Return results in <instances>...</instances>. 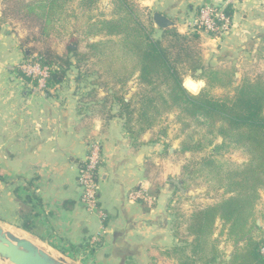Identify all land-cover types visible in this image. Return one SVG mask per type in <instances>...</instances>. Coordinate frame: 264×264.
<instances>
[{"label":"crops","instance_id":"0c3cea01","mask_svg":"<svg viewBox=\"0 0 264 264\" xmlns=\"http://www.w3.org/2000/svg\"><path fill=\"white\" fill-rule=\"evenodd\" d=\"M222 2L141 0L175 21V29L184 35L201 7ZM231 11L233 27L226 38L199 34L203 62L214 65L250 57L263 74L264 0H242ZM4 21L0 0V25ZM19 40L0 28V225L13 226L64 253L87 247L101 236L88 264H178L174 250L189 239L186 222L195 207V198L187 205L180 182L181 155L186 154L169 146L171 138L158 127L139 134L129 132L126 120L118 116L101 118L96 93L82 103L81 92L93 86L80 84L78 69L47 91L33 88L17 67L35 54H28ZM92 137L103 143L99 189L105 223L82 206L77 183ZM156 189L159 194L153 197ZM133 191L146 192L152 204L131 201ZM27 196L41 202L36 206L39 216L33 219L34 234L21 229Z\"/></svg>","mask_w":264,"mask_h":264},{"label":"trees","instance_id":"16d2710c","mask_svg":"<svg viewBox=\"0 0 264 264\" xmlns=\"http://www.w3.org/2000/svg\"><path fill=\"white\" fill-rule=\"evenodd\" d=\"M70 1L34 0L25 4L24 11L39 22L43 33L51 35L59 23L66 22ZM80 1L84 5L85 0ZM94 1L89 0V5ZM114 3L120 17L88 25L85 35L108 38L89 45L90 56L102 71L100 78L107 79L105 86L109 83L123 88L136 78L146 88L139 95L138 108L115 95L119 117L126 120L129 132L137 129L139 134L153 129L163 116L174 111L191 117L204 136L197 139L200 131H192L182 150L202 152L211 148L215 154L192 167L184 186L188 188L190 181L201 180L228 195L222 202L191 214L187 231L193 241L187 248H175L178 264H264V239H255L250 227L256 203L264 193V81H243L232 93L213 95V90L225 89L232 83H223L222 73L203 62L197 33L184 35L175 28L157 29L151 17L142 20L131 0ZM69 53L78 59L82 57L76 50L69 49ZM37 61L51 69L48 87L62 83L73 66L68 56L48 48L37 54ZM187 78L203 83L204 87L192 93L184 86ZM217 139H221V144H216ZM229 151H241L248 161L237 165L223 159ZM158 194L156 189L153 197ZM22 202L27 211L21 213V229L34 234L33 219L39 216L36 206H41V202L36 196H27ZM218 220L225 223L236 245L231 257L224 255L214 239ZM88 250L71 248L72 253Z\"/></svg>","mask_w":264,"mask_h":264},{"label":"rangeland","instance_id":"374dc122","mask_svg":"<svg viewBox=\"0 0 264 264\" xmlns=\"http://www.w3.org/2000/svg\"><path fill=\"white\" fill-rule=\"evenodd\" d=\"M32 1L34 0H3V19L5 21L1 23L0 28H3L4 31H9L10 34L15 35L17 39H20L19 42L21 47H23L28 54L37 55L39 52L48 48L55 54L68 56L73 64L68 72L73 68L78 69V77L81 80L80 84L93 86V88H90V91L84 90L81 92L83 97L82 103H89V95L91 93H96L94 95H96L98 100L99 114L101 115V118L114 119L115 117H119V105L115 99V95L125 98L126 100H130L133 105L138 108L141 96L140 94H142L146 88L142 87L136 78H133L123 88L109 83L105 86L104 83L107 82V79L100 78L102 71L98 67L97 60L90 56L91 53L89 45L95 42L107 40L108 38L105 36L89 37L85 35L88 25L100 21L115 20L120 17V13L118 12L119 9L116 7L114 0H96L90 5L88 3L89 0H85L84 5H81L82 1L79 2V0L70 1L68 3V17L66 22L62 21L59 23L57 30L54 29L50 32L51 35H46L45 32L43 33L38 25L39 22L32 17H28L24 11L25 4L28 5ZM131 2L141 14L140 16L143 21H147L148 17L152 18L153 14L156 12H153L150 8L143 6L141 0H131ZM60 4H63V2H60ZM69 49L78 51L82 57H79L78 59V57L72 56V54L69 53ZM198 50L200 54H203L199 45ZM211 66L222 73L223 83H232L225 89L219 88L213 90V95L220 96L225 93H232V91L241 85L243 81H264V73L262 74L259 72L256 61L250 57L246 59L243 58L242 60L230 62L226 61ZM184 86L192 93H198L202 90L204 84L187 78L184 82ZM135 118L137 117L135 116ZM118 119L123 118L119 117ZM191 119V117L184 113L174 111L163 116L155 127H158L159 133L163 134L164 137L171 138L169 146L173 147V145H175L177 152L186 154L181 155L182 172L180 182L181 187L185 190L184 197L189 198L187 199L188 206H190L189 201H191L192 198H195V201L193 202L195 205L193 208L194 213L199 209L214 206L222 202L228 198V195H226L223 190H214L210 188V185L201 180L197 182L190 181L187 184L188 188H185L184 186V179L185 177L188 178V173L192 171V167L211 154H215L211 148L202 152H184L182 150V144L192 131L196 129L200 131V134L196 137L197 139H201L204 136V131H202V129L194 123V120ZM134 131L138 132L137 129ZM221 142V139L216 140V144H221ZM223 159L237 165L244 164L248 161V158L241 151H229L224 153ZM186 169L189 171L186 172ZM190 216L186 222V231L188 230ZM250 227L252 228V235L255 239H264V193L260 194L259 200L256 203L254 217L250 221ZM0 229L14 232L19 231L16 228H13V226L5 225H0ZM225 235L226 239L224 238ZM186 236L189 239L192 238V240H183L181 244L177 246L180 249L187 248L193 241V237L188 233V231ZM28 237L30 241L37 245L38 248L40 247L43 252L48 254L60 264H88V258L93 254V249H97L98 247V245L92 246L91 243L87 246L89 252L72 253V251H70L68 253H64L63 251L59 252L50 249L46 244L42 243L34 236L29 235ZM214 239L218 241L219 247L224 255L231 257V255L234 254L236 245L230 239L228 229L224 222L219 220L216 221ZM225 244L227 245V250ZM228 245L231 248H229ZM187 252L190 255L189 249L186 250V253ZM0 264L12 263L0 257Z\"/></svg>","mask_w":264,"mask_h":264},{"label":"built area","instance_id":"2783aa9c","mask_svg":"<svg viewBox=\"0 0 264 264\" xmlns=\"http://www.w3.org/2000/svg\"><path fill=\"white\" fill-rule=\"evenodd\" d=\"M242 0H223L218 5H204L200 8L196 19L188 24V34L205 33L216 40L226 38L233 27L231 10L233 6ZM17 69L31 81L33 88L39 91L48 90V80L51 69L42 66L34 55ZM86 157L80 164L77 183L81 193L80 202L89 213H97L102 223L107 221V215L100 207L99 176L100 168L104 162L103 143L98 137H92L86 144ZM131 201H143L152 204V197L144 191H133L130 193ZM104 230V229H103ZM101 242V236H96L92 240V246H97ZM264 257V246L261 248Z\"/></svg>","mask_w":264,"mask_h":264},{"label":"water","instance_id":"95a60500","mask_svg":"<svg viewBox=\"0 0 264 264\" xmlns=\"http://www.w3.org/2000/svg\"><path fill=\"white\" fill-rule=\"evenodd\" d=\"M152 19L157 29L167 30L176 27L175 21L159 12H155ZM0 257L12 264H60L32 241L16 238L3 229H0Z\"/></svg>","mask_w":264,"mask_h":264},{"label":"bare ground","instance_id":"6f19581e","mask_svg":"<svg viewBox=\"0 0 264 264\" xmlns=\"http://www.w3.org/2000/svg\"><path fill=\"white\" fill-rule=\"evenodd\" d=\"M4 231L6 233L12 234L16 238L30 240L29 237L26 234L22 233V232H19V231L14 232V231H10V230H8V231L4 230ZM35 246H37V245L35 244ZM39 249L42 250L40 247H39Z\"/></svg>","mask_w":264,"mask_h":264}]
</instances>
